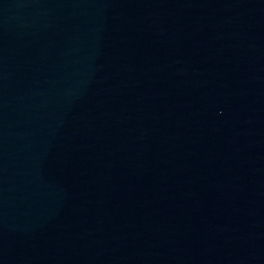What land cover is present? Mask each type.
Segmentation results:
<instances>
[{"label":"water","instance_id":"obj_1","mask_svg":"<svg viewBox=\"0 0 264 264\" xmlns=\"http://www.w3.org/2000/svg\"><path fill=\"white\" fill-rule=\"evenodd\" d=\"M0 264H264V0H0Z\"/></svg>","mask_w":264,"mask_h":264}]
</instances>
